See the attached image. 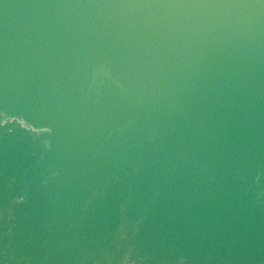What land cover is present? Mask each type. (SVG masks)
<instances>
[{"label": "water", "instance_id": "water-1", "mask_svg": "<svg viewBox=\"0 0 264 264\" xmlns=\"http://www.w3.org/2000/svg\"><path fill=\"white\" fill-rule=\"evenodd\" d=\"M0 264H264V0H0Z\"/></svg>", "mask_w": 264, "mask_h": 264}]
</instances>
